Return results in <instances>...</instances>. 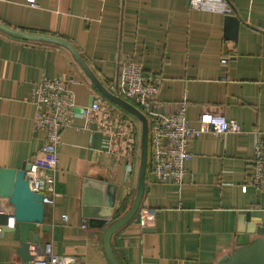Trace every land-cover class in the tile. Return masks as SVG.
I'll use <instances>...</instances> for the list:
<instances>
[{
  "label": "crops",
  "instance_id": "1",
  "mask_svg": "<svg viewBox=\"0 0 264 264\" xmlns=\"http://www.w3.org/2000/svg\"><path fill=\"white\" fill-rule=\"evenodd\" d=\"M26 1H0V23L67 41L105 89L116 81L119 59L130 57L159 79L158 114H173L184 103L192 128L204 110L240 127L222 139L202 134L189 141L192 159L180 189L147 173L140 208L151 210L153 221L142 228L136 214L111 237L119 264H215L235 247L240 225L256 227L264 238V186L249 185L255 134L264 137V0H226L241 21L236 43L225 39L224 16L195 11L188 0H35L36 7ZM58 76L73 81L76 112L98 98L131 116L98 92L67 49L0 31V169L18 170L39 153L44 135L33 129L31 90ZM137 127L130 175L127 160L103 151L93 125L77 117L62 132L53 202L44 205L43 225L36 228L41 250L49 245L73 264H110L102 235L113 220L89 227L82 199L95 200L112 187L119 212L111 219L127 212L138 183ZM17 246L12 234L0 233V264H20Z\"/></svg>",
  "mask_w": 264,
  "mask_h": 264
},
{
  "label": "built area",
  "instance_id": "2",
  "mask_svg": "<svg viewBox=\"0 0 264 264\" xmlns=\"http://www.w3.org/2000/svg\"><path fill=\"white\" fill-rule=\"evenodd\" d=\"M6 1V0H0ZM26 4L36 7L35 0H27ZM189 6L195 11L233 15V10L226 0H190ZM227 59H222L226 63ZM73 81L64 76L52 79L43 78L33 84L31 90V104L35 108L33 129L43 133L44 142L39 153L33 157L30 169L25 176L31 191L42 195L43 204L53 202L54 173L57 166V149L61 144L62 132L69 128L74 119L81 118L86 127L94 126L93 132L102 135V149L110 156L128 161L127 173L132 172L135 151L139 147L140 136L137 120L110 109L100 99L91 101L76 112ZM113 95L125 100L146 118L148 123V174L156 183L174 186L180 189L184 184L186 171L184 164L192 159L188 151V143L202 134H211L222 139L227 134H239L240 127L234 120L204 110L201 112L197 128L188 125L184 103L178 105L173 114H158L159 79L145 73L141 62L127 57L118 62L116 81L108 87ZM250 167L252 176L249 185L255 189L264 186V137L255 134L253 157ZM246 191V186H243ZM7 201H0V213L11 214L6 211ZM140 227L146 228L153 221V212L140 209L137 213ZM65 219V217H64ZM9 228L13 227V220L9 219ZM86 227L84 221L81 225ZM1 233V229H0ZM74 259L57 257L52 254L48 245L34 256L33 264H73Z\"/></svg>",
  "mask_w": 264,
  "mask_h": 264
},
{
  "label": "water",
  "instance_id": "3",
  "mask_svg": "<svg viewBox=\"0 0 264 264\" xmlns=\"http://www.w3.org/2000/svg\"><path fill=\"white\" fill-rule=\"evenodd\" d=\"M189 3L190 0H188V5ZM240 23L241 21L236 14L224 16L225 39L227 41L236 43ZM0 31L19 39L50 43L67 49L98 92L108 101L121 107L141 124L138 183L135 196L127 212L116 220L111 219L113 214L119 212V206L115 205L112 187L102 190L101 194L95 196V200L86 197L82 199V216L89 227L102 229L108 224V221L113 220L103 232L102 245L108 262L119 264L113 255L110 240L117 231L132 221L140 208L148 160V123L146 118L134 106L105 89L85 65L76 49L67 41L51 36L16 31L1 23ZM29 169L30 164L26 163L18 170L0 169V201H7L11 212L9 215L0 213V229L2 234H12L14 241L18 243V246L15 247V254L20 264H33L34 256L38 255L41 250L36 228L43 225L44 204L42 195L34 193L29 188L28 179L25 176ZM105 191L106 194L103 196L102 192ZM249 215L246 213L244 220L246 223L249 222ZM10 218L13 220V227L9 229L7 227L10 224ZM43 230L47 231L48 229L44 226ZM237 233L235 247L230 252L220 256L215 264H264V238L260 237L263 232L257 230L256 227L250 228L248 225L244 229L240 225L237 227ZM250 235H257L258 237L250 238Z\"/></svg>",
  "mask_w": 264,
  "mask_h": 264
},
{
  "label": "trees",
  "instance_id": "4",
  "mask_svg": "<svg viewBox=\"0 0 264 264\" xmlns=\"http://www.w3.org/2000/svg\"><path fill=\"white\" fill-rule=\"evenodd\" d=\"M126 58H127V57H126ZM126 58H125V57H124V58H120L119 61H123V60H125ZM134 107H135V106H134ZM135 108H137V107H135ZM148 155H149V154H148ZM147 170H148V161H147ZM147 173H148V172H146V175H147ZM140 209H141V208H139V210H140Z\"/></svg>",
  "mask_w": 264,
  "mask_h": 264
}]
</instances>
